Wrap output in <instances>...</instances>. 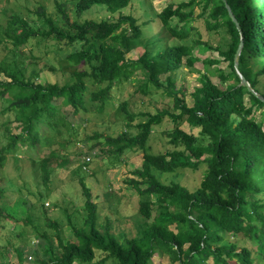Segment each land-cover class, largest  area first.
<instances>
[{
    "label": "trees",
    "instance_id": "trees-1",
    "mask_svg": "<svg viewBox=\"0 0 264 264\" xmlns=\"http://www.w3.org/2000/svg\"><path fill=\"white\" fill-rule=\"evenodd\" d=\"M130 4L131 0H64L55 2L53 16L39 6L32 13L34 19L12 13L5 24H0V49L4 52L0 77L6 78L0 79V112L7 139L0 147V168L16 153L18 145L34 149L41 143L40 132L45 127L54 130L58 101L70 106L74 115L90 110L101 114L113 88L134 81L136 91L142 95L151 89L160 90L173 102L172 112L136 116L123 103L124 130L114 137H103L102 154L113 160L142 155L140 168L131 171L126 180L138 196L141 221L135 225V235L119 233V241L109 217H104V225L99 224L97 205L79 179L85 215L81 226L69 222L75 241H63L56 224L47 220V227L54 230L56 245L46 234H37L45 243L32 251L33 261L25 262V250L17 249L16 264H90L96 250L101 251L99 264L108 260L114 264H152L155 255L166 258L169 264H264V102L239 86L234 69L242 37L238 71L264 99V0H186L167 5L154 15L155 19L124 14ZM95 7L104 9L108 18L82 19ZM197 7L201 13L196 15ZM205 14L207 31L224 30L228 36L224 49L213 48L228 68V72L218 69L217 74L226 88L216 86L205 69L199 75L200 86L192 93V105L188 106L183 91L175 87L174 77L183 58L189 66L196 61L191 54L193 46L186 41L192 23ZM172 21L177 23L171 25ZM154 22L169 31L177 43L169 45L154 31ZM36 40L57 51L79 46L57 59V70L72 77L69 83L42 85L26 77V68L34 65L36 57L23 55L22 47ZM197 44L201 43L195 41ZM137 49L142 50L141 54L134 60L127 59ZM57 70L47 67L50 74ZM31 73L36 74L34 70ZM257 110H262L260 122L253 117ZM166 118L172 124L162 135L167 149L152 153L151 135ZM136 119L139 122L134 124ZM183 123L199 128L200 139L181 130ZM14 129L18 133L14 134ZM94 137L102 138L96 134ZM202 164L206 169L193 191L159 178L180 170L195 171ZM60 165L54 151L39 161L43 185ZM43 198L38 194V200L42 202Z\"/></svg>",
    "mask_w": 264,
    "mask_h": 264
},
{
    "label": "rangeland",
    "instance_id": "rangeland-1",
    "mask_svg": "<svg viewBox=\"0 0 264 264\" xmlns=\"http://www.w3.org/2000/svg\"><path fill=\"white\" fill-rule=\"evenodd\" d=\"M62 1L64 0H0V24H5L4 20L12 13L34 19L32 13L39 6H44L46 12L53 16L55 2ZM184 1L186 0H131L130 6L123 13H130L135 17L154 18V15L167 5H176ZM199 13L201 11L197 7L195 14ZM205 17L206 14L192 23L186 41L187 45L193 46L191 54L196 61L189 66L183 58V65L174 77L175 87L183 91L184 101L188 106L192 105V93L200 86L199 75L205 72V69H208L206 70L208 77L216 86L223 90L226 88L217 74L218 69L228 72V68L213 48L224 49L228 43V36L224 30L207 31ZM107 18L108 14L100 7H95L82 16V19L94 21ZM176 23L172 21L171 25ZM154 31L159 32L169 45L177 43L170 32L160 28L157 22H154ZM195 41L201 44L194 45ZM77 49L79 46L57 51L50 44L38 40L27 47H22L23 55L29 57L33 54L36 57L34 65L27 66L26 77H31L33 82L42 85L48 82H55L60 86L69 83L72 77L57 70L60 67L57 59H62L67 53ZM141 52V49L132 51L127 59L134 60ZM3 54V50L0 49V63ZM204 61H218V63L206 64ZM49 66L56 68L55 74L47 72ZM79 69L82 67L79 66ZM32 70L36 73L34 76L31 75ZM0 79L6 80L4 76ZM136 90L137 85L134 81L124 82L113 88L112 97L101 114L90 110L87 114L82 112L74 115L70 106L58 101L59 111L54 117V130L50 131L45 127V130L40 132L41 143L36 148L27 150L18 145L16 153L8 157L4 166L0 168V264H16L17 249L25 250L27 259L25 262H32V251L40 243H45L37 237V234H46L52 244L56 245L54 230L47 227V220L56 224L63 241H75L69 222L81 226L85 215V198L81 193L79 179L83 180L89 189L92 202L97 205L98 223L104 225L106 223L104 217H109L112 231L119 241L121 240L119 233H124L127 237L135 235V225L139 220L141 221L138 214V196L126 180L131 171L140 168L142 155L134 154L127 160L123 158L122 161L113 160L102 154L103 137H114L124 130L125 114L121 108L123 103L127 111L134 116L146 112L155 114L163 110L173 111L172 99L162 91L151 89L148 94L142 95ZM86 105L89 107L90 103L86 102ZM253 117L260 122L262 110L255 111ZM3 121L4 117L0 112V147L7 142ZM138 122L139 119H136L133 123ZM171 128L172 124L167 118L155 127L149 141L150 152H165L167 144L162 135ZM180 128L185 133L200 139L199 128L191 127L186 123ZM13 132L18 133V130L14 129ZM131 132L135 133V130ZM95 134L102 138L94 137ZM50 151L56 153L61 165L54 168L50 181L43 185L39 161ZM87 158L89 163L83 166L82 163L86 162ZM205 169V164H202L195 171L180 170L175 175L165 174L159 178L164 183L177 182L193 191L198 188ZM38 194H43L42 202L38 200ZM41 204L44 209L41 208ZM100 253L101 251L96 250V258L90 264H99ZM105 264L114 263L108 260ZM152 264H169V262L166 258L155 255Z\"/></svg>",
    "mask_w": 264,
    "mask_h": 264
},
{
    "label": "water",
    "instance_id": "water-1",
    "mask_svg": "<svg viewBox=\"0 0 264 264\" xmlns=\"http://www.w3.org/2000/svg\"><path fill=\"white\" fill-rule=\"evenodd\" d=\"M222 1L225 3V0H222ZM225 7H226V9H227V12H228V14H229L230 19H231L232 22L235 24V26L237 27V29L239 30L240 35H241V29H240V26L238 25V23H237V21H236L234 15H233V13H232L230 7H229L228 5H226ZM242 46H243V42H242V37H241V41H240V43H239L238 49H237V51H236V54H235V56H234V69H235V72H236V74L238 75V78H239V80H240L239 86L245 87V88L248 90V92L252 93V94H253L255 97H257L260 101L264 102V99H263L261 96H259L258 94H256V93L252 90V88L249 86L248 82L245 80V78H244V77L240 74V72L238 71V62H237V61H238V57H239V55H240V53H241Z\"/></svg>",
    "mask_w": 264,
    "mask_h": 264
},
{
    "label": "built area",
    "instance_id": "built-area-1",
    "mask_svg": "<svg viewBox=\"0 0 264 264\" xmlns=\"http://www.w3.org/2000/svg\"><path fill=\"white\" fill-rule=\"evenodd\" d=\"M87 162H89V159H88V158L86 159V163H87ZM83 166H85V165L83 164ZM29 259H31V257H29Z\"/></svg>",
    "mask_w": 264,
    "mask_h": 264
}]
</instances>
